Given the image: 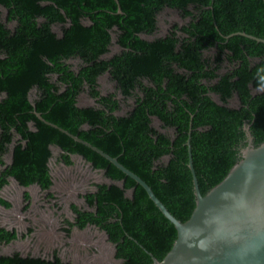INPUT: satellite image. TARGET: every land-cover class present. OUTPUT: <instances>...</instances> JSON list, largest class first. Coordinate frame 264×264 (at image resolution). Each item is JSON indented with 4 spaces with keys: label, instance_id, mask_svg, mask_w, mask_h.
I'll return each instance as SVG.
<instances>
[{
    "label": "trees",
    "instance_id": "obj_1",
    "mask_svg": "<svg viewBox=\"0 0 264 264\" xmlns=\"http://www.w3.org/2000/svg\"><path fill=\"white\" fill-rule=\"evenodd\" d=\"M117 1L0 0V190L8 178L22 187L49 190L51 147L62 152L65 165L71 164L69 155L82 156L116 184L96 185L82 197L92 211L72 205L74 223L65 222L62 231L68 236L73 226H94L108 237L122 264H153L145 251L161 261L176 238L172 224L133 180L44 121L117 158L185 222L195 206L187 167L190 123L202 195L238 161L239 149L246 146L244 125L254 147L264 142V44L225 38L243 32L264 39V0ZM165 8L178 10L189 22L165 37L143 39L155 34L157 16ZM54 25L61 26L59 37ZM113 35L121 51L104 60ZM215 49L213 56L205 55ZM74 59L77 71L67 64ZM225 63L230 69L221 74ZM105 73L124 100H134L125 115H116L121 107L114 94L100 95L97 81ZM83 91L96 107L77 106ZM233 96L238 108L227 107ZM153 118L172 135L154 129ZM10 146L12 162L6 165L3 157ZM29 198L23 195L25 202ZM0 206L9 204L0 198ZM16 235L0 227V245ZM0 264L70 263L54 252L51 259L0 256Z\"/></svg>",
    "mask_w": 264,
    "mask_h": 264
},
{
    "label": "rangeland",
    "instance_id": "obj_2",
    "mask_svg": "<svg viewBox=\"0 0 264 264\" xmlns=\"http://www.w3.org/2000/svg\"><path fill=\"white\" fill-rule=\"evenodd\" d=\"M2 11V20L5 21L6 12ZM186 23L180 13L176 10L164 9L157 16V29L153 36L141 35L145 40L162 38L167 35L171 27H182ZM8 27H12L9 25ZM52 32L58 37L61 35V26H52ZM121 49L115 41L114 35L109 46V52L103 59H109L113 55L120 53ZM214 51L206 52L205 55H212ZM73 71H77L78 60L67 62ZM221 72V71H220ZM101 95L114 94L115 99L120 103V110L117 116L125 115L134 105L133 99L124 100L117 90L115 83L108 74L99 77L97 81ZM33 94H31L32 97ZM211 98L219 102L218 96L210 94ZM238 102L233 99L228 102V107H237ZM79 108L96 107L94 99L83 91L77 97ZM152 127L157 131L172 135L171 130H163L161 123L153 118ZM10 146L8 152L3 157L4 163H10ZM52 157L49 160L50 176L53 186L49 191H42L38 186L33 185L28 188L20 187L14 180L9 179L7 186L0 192V198L9 204L8 208L0 206V227L6 230H15L17 239L8 245H0V256H10L14 253L22 257H41L51 259L55 252L62 262L72 264H122V261L113 257L114 247L108 241L103 232L94 227L86 228L84 231L73 229L69 238L62 231L65 226L62 221L73 220L71 206L89 211L81 198L86 193H93L96 184H113L101 171H94L90 165L85 163L80 157L71 156L72 165L66 166L62 160V153L56 147H51ZM166 162V159L163 160ZM3 167H0V171ZM27 193L29 200L25 202L23 195ZM47 194H51L49 199ZM28 208L24 210V207ZM28 230L32 233L28 234ZM73 241H77L78 248L71 247ZM85 257L91 258V262L83 260ZM78 261H76V260ZM98 259V260H97Z\"/></svg>",
    "mask_w": 264,
    "mask_h": 264
},
{
    "label": "water",
    "instance_id": "obj_3",
    "mask_svg": "<svg viewBox=\"0 0 264 264\" xmlns=\"http://www.w3.org/2000/svg\"><path fill=\"white\" fill-rule=\"evenodd\" d=\"M114 1L118 5V1ZM118 13L121 14L120 8ZM233 36H242L264 44V39L243 32L225 38ZM36 116L44 121L41 115ZM44 122L97 153L133 180L172 224L176 238L163 259L158 261L145 251L153 264H264V142L254 147L248 125L243 127L246 146L240 150L238 161L218 184L202 195L193 167L190 123L186 142L187 167L191 174L195 206L190 217L181 222L169 213L151 188L123 167L117 158L110 157L54 124Z\"/></svg>",
    "mask_w": 264,
    "mask_h": 264
},
{
    "label": "flooded vegetation",
    "instance_id": "obj_4",
    "mask_svg": "<svg viewBox=\"0 0 264 264\" xmlns=\"http://www.w3.org/2000/svg\"><path fill=\"white\" fill-rule=\"evenodd\" d=\"M165 9H170V8H165ZM164 10V9H163ZM162 10V11H163ZM171 10H174V9H171ZM161 11V12H162ZM176 11H178V10H176ZM179 12V11H178ZM182 17V16H181ZM183 18V17H182ZM184 20H186V23H184V25H186L188 22H189V19H187V18H183ZM156 27H157V23H156ZM173 27H175L174 25L171 27V29L169 30V32L167 33V35L168 34H170V32H172L173 30ZM165 37V36H164ZM227 37V36H226ZM214 51V53L216 54V49L215 50H213ZM214 53L212 54V56L214 55ZM108 54V53H107ZM106 54V55H107ZM117 55V54H116ZM114 56V55H113ZM103 58V57H102ZM110 59V58H109ZM106 60H108V59H106ZM230 69V67L225 63L224 65H223V67H222V69L220 70L221 72V74H224V73H226L228 70ZM105 74H108V73H105ZM104 75V74H103ZM109 75V74H108ZM101 77V76H100ZM110 77V76H109ZM99 79V78H98ZM111 79V78H110ZM114 82V81H113ZM115 83V82H114ZM115 85H116V83H115ZM263 91V90H262ZM100 92V91H99ZM256 93V92H255ZM100 95H101V93H100ZM101 96H103V95H101ZM104 96H106V95H104ZM219 99V98H218ZM233 99H235L237 102H238V105H237V107H235V108H238L239 107V101H238V98L236 97V96H233V97H231V98H229V100H228V102L229 101H231V100H233ZM218 104H220V103H218ZM227 107H228V103H227ZM40 115V114H39ZM43 119V118H42ZM240 150H242V148H240L239 149V154L238 155H240ZM11 152H12V150H11ZM13 153V152H12ZM62 153V152H61ZM71 156H77V157H80L85 163H87V164H89L90 165V167H91V169H93L94 171H101L102 173H103V175L105 176V173H104V171L103 170H100V169H94L93 168V165L90 163V162H87L85 159H83V157L82 156H79V155H69V159H70V162H71V164L70 165H66V166H68V167H70L71 165H72V161H71ZM61 157H62V155H61ZM11 158H12V155H11V153H10V163L9 164H11V162H12V160H11ZM8 164V165H9ZM49 164V163H48ZM6 167V166H5ZM4 169V168H3ZM106 177V176H105ZM107 178V177H106ZM9 179H12V180H14L13 178H8L7 179V184H8V180ZM107 179H109V178H107ZM110 180V179H109ZM15 181V180H14ZM16 182V181H15ZM17 183V182H16ZM7 184L0 190V192L7 186ZM18 184V183H17ZM114 184H116V183H114ZM19 185V184H18ZM34 185H36V184H34ZM96 185H105V184H96ZM96 185H95V189H96ZM110 185V184H109ZM119 185V184H118ZM20 186V185H19ZM30 186H33V185H30ZM30 186H28V187H30ZM37 186V185H36ZM52 186H53V184H52ZM52 186H51V188H52ZM20 187H22V186H20ZM28 187H22V188H28ZM39 187V186H38ZM40 188V187H39ZM50 188V189H51ZM49 189V190H50ZM49 190H47V191H49ZM42 191H45V190H42ZM86 194H88V193H86ZM86 194H84V195H86ZM128 194H130L129 192H128ZM83 195V196H84ZM83 196H81V198L83 197ZM83 199V198H82ZM24 200V199H23ZM85 203V202H84ZM86 205V204H85ZM79 210H81V211H85V210H82V209H79ZM72 211V210H71ZM89 211H92L91 209L89 210ZM72 214H73V220L71 221V222H69V221H67V220H64V221H62V224L63 225H65L66 226V224H65V222H67V223H74V218H75V213H73V211H72ZM89 227H94V226H87L86 228H89ZM86 228H84L83 230H78L76 227H72L71 228V230L69 231V235L68 236H66L67 238H69L70 237V235H71V233H72V231H73V229H76V231H84ZM94 228H96V227H94ZM98 231H100L98 228H96ZM6 230V229H5ZM10 231H12V230H10ZM16 232V231H15ZM100 232H102V231H100ZM31 233H32V231H31ZM16 234H17V232H16ZM105 234V233H104ZM17 236L18 235H16V239H17ZM106 236V235H105ZM106 238L108 239V237L106 236ZM15 239V240H16ZM15 240H13V241H15ZM109 241V240H108ZM11 243V242H10ZM9 243V244H10ZM111 243V242H110ZM112 244V243H111ZM8 245V244H7ZM79 245L80 244H78V242L77 241H73L72 242V244H71V247H73V248H78L79 247ZM113 245V244H112ZM114 247V246H113ZM113 257H114V259H115V249H114V254H113ZM76 260V259H75ZM83 260H87V261H90L91 260V258H88V257H85L84 259H82V261ZM98 260V259H97ZM116 260V259H115ZM77 261V260H76ZM78 262V261H77ZM91 262V261H90ZM67 263H70V264H72L71 262H67ZM85 264H86V262H84ZM83 264V263H82Z\"/></svg>",
    "mask_w": 264,
    "mask_h": 264
}]
</instances>
